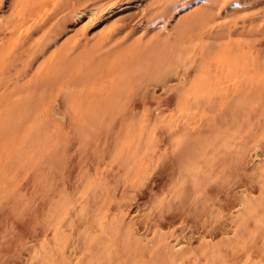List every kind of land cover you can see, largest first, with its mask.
I'll list each match as a JSON object with an SVG mask.
<instances>
[{
    "label": "rangeland",
    "instance_id": "rangeland-1",
    "mask_svg": "<svg viewBox=\"0 0 264 264\" xmlns=\"http://www.w3.org/2000/svg\"><path fill=\"white\" fill-rule=\"evenodd\" d=\"M0 264H264V0H0Z\"/></svg>",
    "mask_w": 264,
    "mask_h": 264
},
{
    "label": "bare ground",
    "instance_id": "bare-ground-1",
    "mask_svg": "<svg viewBox=\"0 0 264 264\" xmlns=\"http://www.w3.org/2000/svg\"><path fill=\"white\" fill-rule=\"evenodd\" d=\"M20 23H21V21H20ZM17 25V24H16Z\"/></svg>",
    "mask_w": 264,
    "mask_h": 264
}]
</instances>
